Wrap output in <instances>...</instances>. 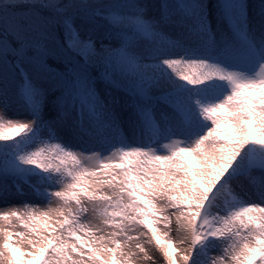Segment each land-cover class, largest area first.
<instances>
[{
    "label": "rangeland",
    "instance_id": "rangeland-1",
    "mask_svg": "<svg viewBox=\"0 0 264 264\" xmlns=\"http://www.w3.org/2000/svg\"><path fill=\"white\" fill-rule=\"evenodd\" d=\"M202 2L184 26L141 9L150 57L89 39L126 56L136 91L75 71L96 95L73 91L68 113L61 88L39 87L31 113L0 92V131L28 159L0 191V264H264V0Z\"/></svg>",
    "mask_w": 264,
    "mask_h": 264
},
{
    "label": "trees",
    "instance_id": "trees-1",
    "mask_svg": "<svg viewBox=\"0 0 264 264\" xmlns=\"http://www.w3.org/2000/svg\"><path fill=\"white\" fill-rule=\"evenodd\" d=\"M74 1L93 0H0V38L10 45L0 48V92L16 110L35 112L37 89L52 87L61 88L57 99L64 113H68V105L74 101V86L93 93V86L85 89L75 71H81V79H89L90 84L98 81L101 70L106 69L115 74L123 90L133 89L137 77L125 66L126 56L108 58V52L94 49L91 40L112 42L119 48L142 44L145 49L140 55L150 57L156 40L150 33L144 35L134 29L141 9L152 7L162 22L184 26L188 20L182 6L199 7L203 3L202 0H96L103 5L84 9L86 16L82 17L77 11L67 10ZM10 27H15L23 37L17 38ZM153 31L160 33L158 29ZM79 36L88 39L82 41ZM14 134L0 131V191H9L15 185L17 172L28 161L17 155L15 145L24 142L23 138L14 140ZM27 137L35 139L34 134Z\"/></svg>",
    "mask_w": 264,
    "mask_h": 264
}]
</instances>
